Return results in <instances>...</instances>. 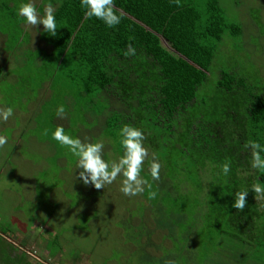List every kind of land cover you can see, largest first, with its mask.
<instances>
[{"label":"trees","instance_id":"1","mask_svg":"<svg viewBox=\"0 0 264 264\" xmlns=\"http://www.w3.org/2000/svg\"><path fill=\"white\" fill-rule=\"evenodd\" d=\"M33 2L41 12L46 4L54 7L57 35L26 25L16 14L18 0H0V67L18 70L14 83L24 94L31 91L30 114L39 128L54 131L46 129L48 119L62 120L66 134L103 140L118 157L119 129H143L149 157L141 172L148 181L142 212L151 210L145 213L152 225L141 220L143 227L128 224L127 232L152 246L158 227L164 235L159 245L168 249H162L165 264H264V200L251 190L253 183L264 184V174L251 168L244 148L250 139L264 143L262 20L254 27L233 21L220 0H114L122 20L109 28L87 18L80 0ZM251 5L249 13L260 18L264 0ZM224 37L253 51L238 45L231 65L218 52ZM129 43L135 56L125 55ZM61 104L63 118L56 115ZM153 154L161 164L156 181L149 173ZM224 163L231 165L228 176L221 172ZM244 189L247 202L238 210L233 195ZM124 216L133 223L132 212Z\"/></svg>","mask_w":264,"mask_h":264},{"label":"rangeland","instance_id":"2","mask_svg":"<svg viewBox=\"0 0 264 264\" xmlns=\"http://www.w3.org/2000/svg\"><path fill=\"white\" fill-rule=\"evenodd\" d=\"M220 2L227 17L233 21L243 19L242 22H251L253 27L256 21L264 23V11L256 19L249 13L248 10L253 8L252 0ZM247 13L251 16L250 21H247ZM226 40L224 37L218 52L231 65L238 57L235 55L238 45L253 51V46L250 50L248 43ZM241 59L243 57L239 59L240 63L245 61ZM1 70L5 73L3 77L0 75V109L11 107L14 114L6 122L0 121V135L7 137V143L0 146V264L12 263L10 249H20L9 242L20 243L13 239L23 234H31L34 238L29 239L28 246L23 242L21 247L29 248L38 257L47 250L53 256L51 264H165L161 263L166 259L162 254L164 247L159 245L164 235L159 233L158 227L153 228L152 246L140 245L141 236L126 230L128 224L132 229L152 225L153 217L145 213L151 210L142 212V193L125 196L118 192L115 197L113 191L120 189L123 179L118 177L119 186L114 182L106 185L105 196L96 190L95 195L102 198L95 199L89 187L76 179L79 173L77 158L66 147L61 151L55 149L54 144L58 142L52 139V131L39 128L38 119L35 115L31 117L29 96L32 93L28 89L24 94L21 83H14L18 70L10 64L0 67ZM63 122L48 119L45 127L55 129L62 127ZM104 155L108 160L119 158L110 144L105 145ZM128 211L134 214L133 223L124 221ZM141 220H146L144 225ZM165 242V247H172V241Z\"/></svg>","mask_w":264,"mask_h":264},{"label":"clouds","instance_id":"3","mask_svg":"<svg viewBox=\"0 0 264 264\" xmlns=\"http://www.w3.org/2000/svg\"><path fill=\"white\" fill-rule=\"evenodd\" d=\"M80 6L87 18L102 21L104 25L113 28L121 23L122 14L114 7V0H80ZM16 14L22 18L26 25H43V31L51 36L57 35V20L54 7L49 3L43 6L41 12L39 6L33 0H18ZM125 55H136L135 47L129 43ZM64 105H58L56 115L63 118L65 115ZM11 107L0 109V121H7L13 116ZM47 134V133H45ZM119 143L123 148V154L116 160H108L104 155L105 144L103 140L81 139L78 136L66 134L63 127H56L52 131V139L64 146L76 157V169H79L78 177L86 186L91 185L96 189L111 185L118 177H123L120 191L125 196H136L144 191L148 181L141 176L145 161L149 157V149L145 145L143 129L124 124L118 131ZM7 143V137L0 135V146ZM244 148L250 151L251 168L258 173L264 174V143L248 140ZM161 164L153 154L149 164V173L153 181L160 179ZM231 171L230 163L221 166V172L228 176ZM251 190L256 200H264V184L253 183ZM249 189L239 190L234 193L233 207L243 210L246 205V197ZM155 196V193H152Z\"/></svg>","mask_w":264,"mask_h":264},{"label":"crops","instance_id":"4","mask_svg":"<svg viewBox=\"0 0 264 264\" xmlns=\"http://www.w3.org/2000/svg\"><path fill=\"white\" fill-rule=\"evenodd\" d=\"M32 238H34V237H32L31 234H23V235H20V237H16L13 240H15V241L19 240L22 242H26L28 244V243H30L29 239H32ZM10 244H11V246H16L20 250H16L15 248L10 249V258L9 259L12 260V263H8V264H51L50 262H54L52 259L53 256L47 250L45 251L47 254L43 253L42 255H40V256H42V258L40 256L33 258L28 254L29 252L24 253L26 248L21 247V245H20L21 243H18L15 245H13L14 243H10ZM20 252H22V253H20ZM59 261H60V259H59Z\"/></svg>","mask_w":264,"mask_h":264},{"label":"flooded vegetation","instance_id":"5","mask_svg":"<svg viewBox=\"0 0 264 264\" xmlns=\"http://www.w3.org/2000/svg\"><path fill=\"white\" fill-rule=\"evenodd\" d=\"M20 243L22 244L23 242L22 241H20ZM24 243H26V242H24ZM20 244V245H21ZM27 244V243H26ZM27 246H28V244H27ZM29 252V253H28ZM24 253H28L31 257H33V258H36V257H38V255H36V254H33L32 253V251L29 249V248H27L25 251H24Z\"/></svg>","mask_w":264,"mask_h":264}]
</instances>
